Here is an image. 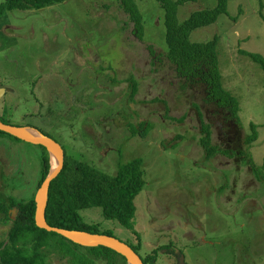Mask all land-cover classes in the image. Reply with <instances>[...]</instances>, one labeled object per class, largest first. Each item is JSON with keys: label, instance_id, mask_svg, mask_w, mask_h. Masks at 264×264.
Returning a JSON list of instances; mask_svg holds the SVG:
<instances>
[{"label": "rangeland", "instance_id": "374dc122", "mask_svg": "<svg viewBox=\"0 0 264 264\" xmlns=\"http://www.w3.org/2000/svg\"><path fill=\"white\" fill-rule=\"evenodd\" d=\"M136 2L144 40L120 0H66L0 16V86L9 89L0 97V117L41 129L67 154L111 175L120 161L142 157L146 185L135 199L134 229L105 219L101 207L81 214L139 246L143 257L156 251L148 264H264V172L258 178L243 155L256 123L250 152L255 165L264 163V69L240 52L264 56V0H229L228 13L190 36L206 42L218 35L223 84L239 99L241 127L204 101L201 85L181 88L175 67L160 57L168 49L165 10L158 0ZM216 5L189 1L179 6L178 20ZM130 76L139 81L134 100ZM199 111L213 126V142L232 155L207 157ZM142 123L152 125L146 135ZM44 153L41 145L0 132V201L36 196ZM18 212L0 213V243ZM46 252L48 264H72L56 248Z\"/></svg>", "mask_w": 264, "mask_h": 264}, {"label": "trees", "instance_id": "16d2710c", "mask_svg": "<svg viewBox=\"0 0 264 264\" xmlns=\"http://www.w3.org/2000/svg\"><path fill=\"white\" fill-rule=\"evenodd\" d=\"M63 1L66 0H4L0 4V16L9 10L41 9ZM158 1L165 10L168 44V49L160 52V57L165 56L175 67L176 74L181 81V88L201 85L204 90V101L214 104L217 111H226V120L241 127L239 99L223 84L217 50L218 35L206 42H193L190 38L195 29L215 23L221 14L228 13L229 0H217L215 7L197 10L182 23L178 20L179 6L196 0ZM120 6L134 23L133 33L140 40H144V16L136 0H120ZM261 15L264 20L262 12ZM148 47L151 53L157 54L154 45L150 44ZM240 52L251 57L264 69L262 54L243 49ZM128 80L130 83L129 98L134 100L139 90V81L133 76H130ZM158 100L161 99H153V101ZM199 113L202 120V136L199 142L207 157L210 159L218 153L232 155L233 152L223 149L213 142V126L202 119V112L199 111ZM182 120L184 118H181ZM3 121L6 123L5 120ZM151 126L150 123H142L140 131L144 130V132L141 134L146 135ZM251 128L252 133L245 139L248 149L243 152V155L247 156L256 176L261 178L264 172V163L261 166L255 165L250 152L252 144L258 139V125L252 123ZM133 129L135 133L138 132L135 126ZM42 147L45 153L42 157L41 178L38 187L49 175L52 166L48 150L44 146ZM118 167L117 173L111 175L66 152L64 168L51 183L46 208L48 223L66 229L114 236L110 230L102 232L100 224L87 223L81 214L84 209L101 207L105 219L117 220L122 225L134 229L133 220L137 211L135 199L146 185L144 159L136 157L128 162L120 161ZM12 207H17L19 212L13 220L8 240L0 243V264H48L46 249L49 247L58 249L63 256L69 255L72 264H97L98 260H106V264H128L124 255L111 248L102 245L83 246L57 232L38 227L35 196L31 199L10 197L4 202L0 201V213L6 214L8 218H11L9 210ZM131 246L141 256L139 246ZM156 255L157 253L154 251L146 257H141L144 263L148 264L156 261Z\"/></svg>", "mask_w": 264, "mask_h": 264}, {"label": "water", "instance_id": "95a60500", "mask_svg": "<svg viewBox=\"0 0 264 264\" xmlns=\"http://www.w3.org/2000/svg\"><path fill=\"white\" fill-rule=\"evenodd\" d=\"M0 89V92L2 93L6 91L3 88ZM1 96L2 95L0 94V97ZM26 129H34L38 133H27ZM0 130L5 131L27 142L44 146L50 154L51 164H54L53 168L51 166L49 175L43 181L35 196L37 206L36 224L38 227L46 229L48 231L57 232L72 240L73 242L83 246L97 247L102 245L111 248L124 255L128 260V264H145L142 257L133 249L131 245L115 236L103 233H91L83 230L66 229L50 225L46 218V208L48 205L51 183L62 172L65 165L66 153L64 147L57 140L48 135H45L36 128L10 125L8 123H5L1 118ZM15 218L16 217H14V219Z\"/></svg>", "mask_w": 264, "mask_h": 264}, {"label": "flooded vegetation", "instance_id": "af4514ba", "mask_svg": "<svg viewBox=\"0 0 264 264\" xmlns=\"http://www.w3.org/2000/svg\"><path fill=\"white\" fill-rule=\"evenodd\" d=\"M0 88H3V89H5L6 91L5 92H0V94L1 95H3V94H6L8 91H9V89L7 90V88H4V87H2V86H0ZM1 90V89H0ZM1 118V117H0ZM3 120V119H2ZM37 128V127H36ZM38 130H40L39 128H38ZM0 131H2V130H0ZM41 131V130H40ZM3 132H5V131H3ZM42 132V131H41ZM5 133H7V132H5ZM43 133V132H42ZM9 134V133H8ZM11 135V134H10ZM13 136V135H12ZM49 136V135H48ZM15 137V136H14ZM52 137V136H51ZM16 138H18V137H16ZM53 138V137H52ZM20 139V138H19ZM56 140V139H55ZM65 153H66V151H65Z\"/></svg>", "mask_w": 264, "mask_h": 264}, {"label": "bare ground", "instance_id": "6f19581e", "mask_svg": "<svg viewBox=\"0 0 264 264\" xmlns=\"http://www.w3.org/2000/svg\"><path fill=\"white\" fill-rule=\"evenodd\" d=\"M29 127V126H28ZM31 128V127H30ZM27 133L37 134L38 132L34 129H26Z\"/></svg>", "mask_w": 264, "mask_h": 264}, {"label": "crops", "instance_id": "0c3cea01", "mask_svg": "<svg viewBox=\"0 0 264 264\" xmlns=\"http://www.w3.org/2000/svg\"><path fill=\"white\" fill-rule=\"evenodd\" d=\"M225 186H226V184H224V185L222 186V188L225 187Z\"/></svg>", "mask_w": 264, "mask_h": 264}]
</instances>
